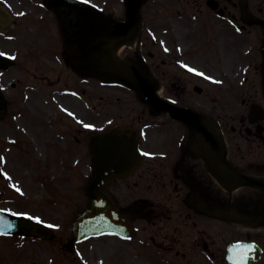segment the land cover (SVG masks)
I'll use <instances>...</instances> for the list:
<instances>
[{
	"label": "flooded vegetation",
	"instance_id": "af4514ba",
	"mask_svg": "<svg viewBox=\"0 0 264 264\" xmlns=\"http://www.w3.org/2000/svg\"><path fill=\"white\" fill-rule=\"evenodd\" d=\"M79 6L106 18L118 41L134 35L122 39L121 56L148 68L160 99L211 117L227 161L249 182L223 186L170 111L152 115L120 83L72 68L65 34L81 29ZM133 16L125 0H0L6 118L60 109L74 161L90 163L84 184L93 135L115 126L136 135L137 169L109 187L131 229L91 238L104 239L97 264H264V0H144ZM250 67L255 75L243 74Z\"/></svg>",
	"mask_w": 264,
	"mask_h": 264
},
{
	"label": "rangeland",
	"instance_id": "374dc122",
	"mask_svg": "<svg viewBox=\"0 0 264 264\" xmlns=\"http://www.w3.org/2000/svg\"><path fill=\"white\" fill-rule=\"evenodd\" d=\"M243 72L253 76L256 68H244ZM97 91L104 94L106 90ZM77 113L82 114V109ZM64 119L67 117L59 109L45 115L38 110L33 120L21 112L16 120L10 117L0 122V208L45 221L54 235L47 240L0 236V264H97L101 257L102 238L78 243L79 260L64 248L76 209L85 201L83 177L90 173V163L73 159L78 153L71 148V133ZM65 148L72 150L69 159L63 156Z\"/></svg>",
	"mask_w": 264,
	"mask_h": 264
},
{
	"label": "water",
	"instance_id": "95a60500",
	"mask_svg": "<svg viewBox=\"0 0 264 264\" xmlns=\"http://www.w3.org/2000/svg\"><path fill=\"white\" fill-rule=\"evenodd\" d=\"M135 0H129L131 5ZM131 10V9H130ZM93 30L89 29L88 41H79L78 55L74 68L83 75H93L106 81H120L125 86L136 91L138 97L151 108L156 106V99L152 95L151 77L145 67L134 61L120 59L115 54L116 44L111 37L103 31L101 22L94 19ZM81 38V35L79 36ZM85 42V43H84ZM8 111V101L0 91V119ZM178 117L187 118L188 114L178 113ZM206 130V137L196 135L197 147L200 150L206 164L220 178L223 183L233 182L237 177L236 172L225 160V148L223 139L215 126L206 122L204 127L195 131ZM215 130V136L209 133ZM110 140L112 141L110 143ZM129 138L127 133L120 128H113L94 138V175L87 186L89 198L88 207L76 217L73 226V238L82 239L91 235L118 230L121 219L107 193V185L113 181L115 175L129 171L137 161L130 153ZM126 141V142H125ZM216 142V147L211 142ZM128 142V143H127ZM212 147L216 148V151ZM118 159L119 157H122ZM120 229V228H119ZM0 234H21L49 238L51 232L42 225L35 224L32 220L7 213L0 210Z\"/></svg>",
	"mask_w": 264,
	"mask_h": 264
},
{
	"label": "bare ground",
	"instance_id": "6f19581e",
	"mask_svg": "<svg viewBox=\"0 0 264 264\" xmlns=\"http://www.w3.org/2000/svg\"><path fill=\"white\" fill-rule=\"evenodd\" d=\"M76 34H78V33H76ZM80 34H81V40L82 41H85L88 38L86 33H80Z\"/></svg>",
	"mask_w": 264,
	"mask_h": 264
},
{
	"label": "snow or ice",
	"instance_id": "6c2138e0",
	"mask_svg": "<svg viewBox=\"0 0 264 264\" xmlns=\"http://www.w3.org/2000/svg\"><path fill=\"white\" fill-rule=\"evenodd\" d=\"M85 2H86V0H85Z\"/></svg>",
	"mask_w": 264,
	"mask_h": 264
}]
</instances>
